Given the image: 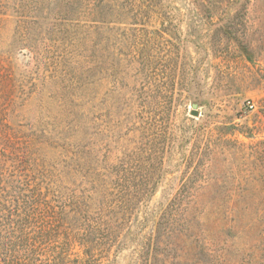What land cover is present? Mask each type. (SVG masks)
Segmentation results:
<instances>
[{
  "label": "rangeland",
  "instance_id": "obj_1",
  "mask_svg": "<svg viewBox=\"0 0 264 264\" xmlns=\"http://www.w3.org/2000/svg\"><path fill=\"white\" fill-rule=\"evenodd\" d=\"M1 137L101 264H264V0H0Z\"/></svg>",
  "mask_w": 264,
  "mask_h": 264
},
{
  "label": "trees",
  "instance_id": "obj_2",
  "mask_svg": "<svg viewBox=\"0 0 264 264\" xmlns=\"http://www.w3.org/2000/svg\"><path fill=\"white\" fill-rule=\"evenodd\" d=\"M8 137V135H5ZM0 138V264H101L106 255L119 243L118 236L110 227L102 228L100 215L89 214L88 205L74 197L65 201L54 194L43 192L32 167L22 169L8 166L12 156L1 144ZM21 160V159H19ZM18 160V161H19ZM21 160L20 163H25ZM17 166V165H16ZM13 168V169H12ZM39 180V179H38ZM47 193V194H46ZM197 210V209H195ZM155 223L162 237L158 246L168 247L166 237L170 234L171 223L183 220L191 208H181L176 204L159 209ZM78 216L83 221L77 231H71L66 221ZM153 231L145 249L151 254L154 245ZM94 236L88 241L89 235ZM80 246L84 257L75 256V247ZM144 254V251L142 252Z\"/></svg>",
  "mask_w": 264,
  "mask_h": 264
},
{
  "label": "water",
  "instance_id": "obj_3",
  "mask_svg": "<svg viewBox=\"0 0 264 264\" xmlns=\"http://www.w3.org/2000/svg\"><path fill=\"white\" fill-rule=\"evenodd\" d=\"M196 109H197V105H193L192 115L195 116V117H199L200 114H199V112Z\"/></svg>",
  "mask_w": 264,
  "mask_h": 264
},
{
  "label": "built area",
  "instance_id": "obj_4",
  "mask_svg": "<svg viewBox=\"0 0 264 264\" xmlns=\"http://www.w3.org/2000/svg\"><path fill=\"white\" fill-rule=\"evenodd\" d=\"M251 108H253V106L251 105Z\"/></svg>",
  "mask_w": 264,
  "mask_h": 264
}]
</instances>
